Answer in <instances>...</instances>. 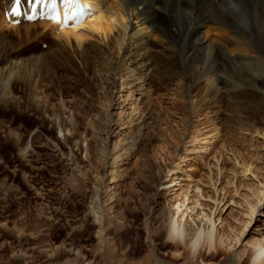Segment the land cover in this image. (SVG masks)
<instances>
[{
  "label": "bare ground",
  "instance_id": "6f19581e",
  "mask_svg": "<svg viewBox=\"0 0 264 264\" xmlns=\"http://www.w3.org/2000/svg\"><path fill=\"white\" fill-rule=\"evenodd\" d=\"M12 2L0 0L1 103L36 113L58 133L77 130L73 111L65 102L71 103L70 97L81 87L88 88L86 96H95L99 105L104 107L110 102L118 109L119 117L108 121L110 135L118 133V128L131 132L132 125L129 127L128 123L138 120L133 119L137 112L143 114L136 138L126 142V147L108 151L103 156L102 176L93 179L97 185L96 204L88 218L97 227L100 251L107 249L111 190L115 188L103 189L104 176L109 173L115 178L130 152L151 129L157 138L163 135L159 132V114L143 100L145 83L153 79L161 85L178 77L186 79L197 96V104L191 106L194 113L198 106L207 105L215 109L218 119L223 110L242 130L264 136V0H80L84 4L93 2L94 9L75 28H63L61 23L44 19L28 22L24 18L14 25L6 16ZM15 40L39 41L46 43L47 48L33 43L29 50H38L27 55L17 49ZM97 86L99 91L94 92ZM114 91L119 93V102ZM107 92L112 94L103 95ZM197 133L192 134L191 142L198 144L206 136ZM219 141L222 140L216 135L187 150L183 165L176 163L169 168L156 187L157 194L171 192L177 185L182 191L178 194L181 198L166 210V219L158 221L156 228L147 227L149 238L167 242L165 224L170 216L190 231L208 222L214 225L212 245L195 256L185 246L174 244L176 257L188 256L191 264H213L218 256H223L226 264L248 263L250 244L264 238V220L260 229L253 227L259 214L264 216V184L255 188L242 181L237 184L238 176L245 177L253 164L242 154L233 155V169L228 173L222 153L226 146L222 143L218 147ZM76 148L81 150L77 141ZM190 170H204L203 179L195 185H184L182 181L190 178ZM228 203L242 209L241 234L244 230L248 234L253 231L252 241L246 246H242L241 236L234 238V244L233 240L227 244L219 238L215 217ZM159 211L160 203L155 201L147 220L158 218ZM154 264L186 262L156 256Z\"/></svg>",
  "mask_w": 264,
  "mask_h": 264
},
{
  "label": "rangeland",
  "instance_id": "374dc122",
  "mask_svg": "<svg viewBox=\"0 0 264 264\" xmlns=\"http://www.w3.org/2000/svg\"><path fill=\"white\" fill-rule=\"evenodd\" d=\"M15 43L17 49L27 55L37 52L38 49L33 53L29 50L33 43L47 48L46 43L39 41L15 40ZM145 87L143 100L159 114V132L163 139L157 138L151 129L130 152V158L118 169L116 177L112 178L109 173L104 176L103 189L115 188L111 190V226L107 249L103 252L97 227L93 219L88 218L96 204L97 185L93 179L102 176L103 156L108 151L136 138L143 116L141 111L133 117L138 120H131L127 125H132L131 132L118 128V133L110 135L108 121L119 117L118 109L110 106V102L100 106L95 96H86L88 88L81 87L71 99L65 98L71 101L65 102V106H70L77 124V130L72 129L68 134L67 131L58 133L34 112L7 107L0 102V264H78L80 261L154 264L156 256L191 264L188 256L176 257L174 244L154 236L149 238L147 227L156 228L158 221L166 219V210L181 198L178 194L182 190L178 185L171 192L157 194L159 179L169 168L183 165L187 150L205 144L204 141L216 135L222 140L217 146L222 143L226 146L222 153L228 173L233 169V155L242 154L240 156L253 164L251 172L245 177L238 176L236 183L242 181L254 188L264 184V136L261 133L242 130L223 110L215 119V109L207 105L198 106L194 113L191 106L197 104L196 92L181 77L161 85L152 79ZM98 88L94 87V92H98ZM114 92L119 102V93ZM108 94L112 93L103 95ZM55 102L60 109L58 101ZM143 107L141 102L140 108ZM196 132L206 136L198 144L191 142ZM76 141L81 150H77ZM203 172L190 170V178L182 184H198ZM155 201L160 203L159 216L147 220ZM240 211L242 209L235 204H225L223 212L215 217L217 233L227 244L231 240L234 244V238L241 236L242 246H246L252 241L253 231L248 234L244 230L241 234ZM262 220L264 216L259 214L253 227L260 229ZM223 263L226 264L223 256L213 260V264Z\"/></svg>",
  "mask_w": 264,
  "mask_h": 264
},
{
  "label": "clouds",
  "instance_id": "9594fccd",
  "mask_svg": "<svg viewBox=\"0 0 264 264\" xmlns=\"http://www.w3.org/2000/svg\"><path fill=\"white\" fill-rule=\"evenodd\" d=\"M215 228L211 222L189 230L188 226L170 216L165 224V240L185 246L193 256L210 247L214 241ZM248 264H264V238L255 239L249 246Z\"/></svg>",
  "mask_w": 264,
  "mask_h": 264
},
{
  "label": "snow or ice",
  "instance_id": "6c2138e0",
  "mask_svg": "<svg viewBox=\"0 0 264 264\" xmlns=\"http://www.w3.org/2000/svg\"><path fill=\"white\" fill-rule=\"evenodd\" d=\"M33 0H29V3H32ZM64 5V14H63V23L64 26H70V22H74L71 26L79 27L83 22L84 18V6L80 4V0H62ZM45 4L49 8L48 18L57 23L61 22V14L57 10V0H34L33 6V14L29 15L27 18L29 20L36 19V7L40 4ZM21 0H15L14 5L12 7V14L15 16L21 15L20 11ZM41 15H43L41 13Z\"/></svg>",
  "mask_w": 264,
  "mask_h": 264
}]
</instances>
